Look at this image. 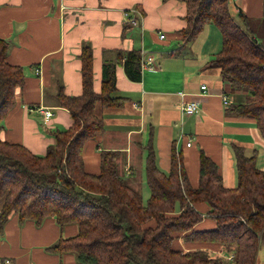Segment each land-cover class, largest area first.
Here are the masks:
<instances>
[{
    "label": "trees",
    "instance_id": "1",
    "mask_svg": "<svg viewBox=\"0 0 264 264\" xmlns=\"http://www.w3.org/2000/svg\"><path fill=\"white\" fill-rule=\"evenodd\" d=\"M178 1L187 11V26L177 32L180 50L208 24L219 29L222 48L212 64L228 87L248 95L244 104L231 106L228 112L254 119L264 138V46L250 34V19L239 11L242 27L230 11V0ZM9 52V42L0 39V232L12 214L22 223L36 225L53 219L62 230L77 225L75 236L62 238L48 249L59 255L73 254L80 264H258L264 241V171L257 168L255 153L248 156L234 147L238 186L227 188L219 166L201 151L200 181L194 188L175 147L169 172L160 170L151 138L145 146L147 203L120 174L118 152L101 154L98 173L86 170V143L105 133L95 108L98 104L125 106L128 98L118 91L116 69L123 65L128 78L140 82V50L114 52L115 61L104 63L102 90L97 94L93 50L89 45L82 48V95L67 96L61 87L56 96L73 124L54 133L55 144L42 156L1 137L3 120L25 83L23 67L8 62ZM201 204L208 207L205 215L198 209ZM205 217L215 222L213 229H198ZM182 239L194 248L178 247ZM212 248H220L233 261L213 256Z\"/></svg>",
    "mask_w": 264,
    "mask_h": 264
},
{
    "label": "crops",
    "instance_id": "2",
    "mask_svg": "<svg viewBox=\"0 0 264 264\" xmlns=\"http://www.w3.org/2000/svg\"><path fill=\"white\" fill-rule=\"evenodd\" d=\"M134 9L139 19L136 26L128 24L126 17ZM234 9L248 18L262 17L264 0H242ZM186 13L185 4L178 0H0V39L10 44L8 62L23 67L25 74L24 87L16 92V103L3 120L2 140L45 155L55 144L54 133L73 124L70 112L58 106L56 96L61 87L67 96L82 95V48L89 45L93 50V88L97 94L102 90L104 63L115 61L114 52L140 50L155 57L157 70L144 71L137 82L128 78L123 65L117 66L116 85L128 102L122 108L96 106L105 133L85 145L89 173L100 171L103 152H118L120 174L133 188L150 196L146 174L137 176V168L145 172V146L151 138L160 170L159 154H164L161 171L169 172L175 147L194 188L200 181L201 151L219 166L227 188L238 186L234 147L242 148L248 156L255 153L257 168L264 171V138L256 121L228 112L229 107L244 104L248 95L228 87L212 64L222 48L217 33L206 50L212 24L206 26L210 30L201 49L184 50L194 45L193 41L180 50L177 32L187 26ZM158 50L165 56L158 58ZM202 85H207L205 93ZM188 101L200 102L196 115H183L182 106ZM45 109L54 116L43 128ZM198 209L204 215L208 211L205 204ZM214 227L215 222L205 217L198 229ZM77 233L75 225L62 230L53 219L36 225L22 223L12 214L0 232V260H10L11 264H80L73 254L59 255L48 249ZM179 245L186 251L194 248L183 239ZM209 251L223 256L215 248Z\"/></svg>",
    "mask_w": 264,
    "mask_h": 264
},
{
    "label": "rangeland",
    "instance_id": "3",
    "mask_svg": "<svg viewBox=\"0 0 264 264\" xmlns=\"http://www.w3.org/2000/svg\"><path fill=\"white\" fill-rule=\"evenodd\" d=\"M241 3H242V0H235V1L231 0V2H230V11H231L232 15L236 18V20L242 25V27H244L242 22H241V19L239 17V14L236 13L235 9H234L236 4L239 5ZM262 13L264 14V9L262 10ZM249 19H250V21H248V23H249V27H250V34L253 37H255L260 44H262L264 46V15L262 17L249 18ZM208 25H210V24H208ZM209 28L210 27H206L204 29L205 31H203V33L194 41L195 42L194 45L192 43L189 46H187L184 50L190 51V48H192V47L195 50L198 46L201 49L203 47V45L205 44V42H206L205 41L206 40L205 36L208 35L209 30H210ZM211 28L213 30V33H212V37H211L210 41L208 40V42H206V44H207L206 50H209L212 47V45H213V42L215 40L214 33H217V35H216L217 36L216 37L217 38V42H218V40L220 38H221V41H222V37L220 35L221 32H219V29L217 27H215L214 25H211ZM175 44H176V46H175L176 48L175 49L177 50L179 45L177 43H175ZM160 49H163V47H161ZM156 53L158 55V58H161L162 56H165V54L161 53V50H158ZM96 115L98 117H100L97 113H96ZM40 127H41V125H40ZM42 127L44 128V127H48V126L45 125L44 123H42ZM42 127H41V129H42ZM138 140H140V139H138ZM160 155H161V157H160ZM163 156H164V154H163V152H161L159 154V157H158V162H159V165L161 167V170H163V167H165L164 166V161H163ZM137 172H138L137 176H140V174H143V175L146 174L143 170H141V168H137ZM164 172L167 173L168 170H164ZM145 179H146V177H145ZM142 195H143L144 203H147V201H148L150 196H146L143 192H142ZM2 203L3 202L0 201V208H1ZM204 219L205 218H203V220ZM75 226H77V225H75ZM176 244H177L178 247L180 246L179 243H176ZM19 246H20V248H22V245L20 243H19ZM215 250H218V251L220 250L219 254H221L223 256H220V255L212 253L213 256H215V257L218 256V258H221V259H223L225 261H229V262L233 261V260H227L226 257H228L230 255L227 254L226 252H224L223 250H221L220 248H215ZM258 264H264V241L262 242V246H261V249H260V252H259V262H258Z\"/></svg>",
    "mask_w": 264,
    "mask_h": 264
},
{
    "label": "built area",
    "instance_id": "4",
    "mask_svg": "<svg viewBox=\"0 0 264 264\" xmlns=\"http://www.w3.org/2000/svg\"><path fill=\"white\" fill-rule=\"evenodd\" d=\"M134 13L136 12V9L131 10L130 13H126V17H127V23L130 25H134L136 26L139 19L137 16H135ZM165 35H161L160 38L161 39H165ZM141 70L142 72L144 71H156L157 70V66H156V60L155 57L153 55H145L142 54V60H141ZM40 73V71H38ZM202 92L205 93V91H207V85H202L201 86ZM225 103H227V99L226 97H223ZM198 111H200V102L198 101H188L186 103L183 104L182 106V113L184 116H193L196 115L198 113ZM43 116H44V124L48 125L49 121L52 119V117L54 116L53 112H51L50 110H42ZM182 138V136H181ZM188 146H191V143H188ZM227 260H232L231 256L226 257ZM0 264H11L10 260H5V261H1L0 260Z\"/></svg>",
    "mask_w": 264,
    "mask_h": 264
}]
</instances>
